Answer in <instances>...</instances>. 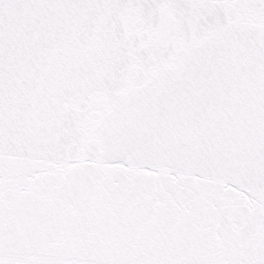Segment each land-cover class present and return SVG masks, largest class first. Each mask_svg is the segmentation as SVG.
I'll return each mask as SVG.
<instances>
[{"label":"snow or ice","instance_id":"snow-or-ice-1","mask_svg":"<svg viewBox=\"0 0 264 264\" xmlns=\"http://www.w3.org/2000/svg\"><path fill=\"white\" fill-rule=\"evenodd\" d=\"M0 264H264V0H0Z\"/></svg>","mask_w":264,"mask_h":264}]
</instances>
